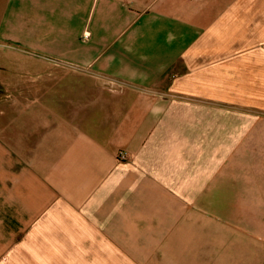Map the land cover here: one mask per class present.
<instances>
[{
  "label": "crops",
  "instance_id": "crops-1",
  "mask_svg": "<svg viewBox=\"0 0 264 264\" xmlns=\"http://www.w3.org/2000/svg\"><path fill=\"white\" fill-rule=\"evenodd\" d=\"M11 1L0 264H138L139 227L264 212V0Z\"/></svg>",
  "mask_w": 264,
  "mask_h": 264
},
{
  "label": "rangeland",
  "instance_id": "rangeland-1",
  "mask_svg": "<svg viewBox=\"0 0 264 264\" xmlns=\"http://www.w3.org/2000/svg\"><path fill=\"white\" fill-rule=\"evenodd\" d=\"M13 2L5 0V7L14 6ZM11 69L0 68V107L17 105L19 90L16 75L8 74ZM215 215L187 209L184 218L171 223L174 227L169 229L139 227L133 230L139 241L138 264H264V212H219Z\"/></svg>",
  "mask_w": 264,
  "mask_h": 264
},
{
  "label": "built area",
  "instance_id": "built-area-1",
  "mask_svg": "<svg viewBox=\"0 0 264 264\" xmlns=\"http://www.w3.org/2000/svg\"><path fill=\"white\" fill-rule=\"evenodd\" d=\"M118 158L122 161H126L129 158V156L126 152H120Z\"/></svg>",
  "mask_w": 264,
  "mask_h": 264
}]
</instances>
